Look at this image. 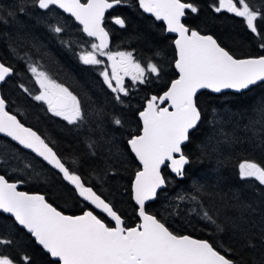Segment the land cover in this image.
<instances>
[{"label":"snow or ice","instance_id":"6c2138e0","mask_svg":"<svg viewBox=\"0 0 264 264\" xmlns=\"http://www.w3.org/2000/svg\"><path fill=\"white\" fill-rule=\"evenodd\" d=\"M127 0H30V3L42 10H51L53 6L70 13L82 26L81 31L88 37L95 38L90 43V50L78 54L84 65H102L107 57L110 71L105 67L100 71L103 83L111 90L117 104L124 105L123 97L129 96L125 77L132 84H147L150 76L160 77L161 67L148 62L142 65L130 51L108 50L109 33L102 26L105 12ZM139 8L150 13L156 21H162L164 31L175 33L172 41L175 49L174 68L177 76L172 79L161 95H152L146 100V106L138 111L139 131L127 140V146L139 167L131 182L132 198L135 201L139 223L128 227L122 217L114 210L111 202L102 198L93 187L86 186L81 175L67 166L64 158L46 142L37 131L25 127L15 115L6 110L7 101L0 96V133L17 141L25 149H30L57 169L65 181L74 187L75 193L106 214L113 224L105 223L94 209L88 208L80 215H66L49 203L44 195L17 191V183H10L0 175V210L9 213L14 222L22 226L52 258L50 264H238L229 253L231 248L216 244L207 239H196L181 235L171 230L162 219L148 211V202L157 198L158 190L168 183L163 169H170L178 177H185V168L191 163L185 149L194 140V133L200 130L204 121L200 96L205 91L223 94L233 90L234 94H243L253 87L264 85V55L249 58H237L222 47L212 35H204L199 30L190 28L183 22L188 14H198L199 7L190 0H138ZM214 11H226L241 17L246 27L260 41L264 49V28L257 21L264 23V9L250 6L249 0H214ZM19 13L25 12L24 0H20ZM15 11H8V17H14ZM0 23H8L0 8ZM114 23L126 27L125 19L114 18ZM63 25L51 26V31L60 34ZM61 43H70L61 41ZM29 70L39 85L38 94H33L23 85V91L32 95L35 101L46 105V111L54 117L62 118L67 125L79 129L88 123L82 102L63 84L58 83L48 73L29 65ZM14 74L10 65L0 62V83L6 82ZM122 94V95H121ZM164 105V106H162ZM253 116L242 127L237 124L233 131L224 129V121L218 119L217 109H212L208 123L212 126L211 135L201 141L199 147L203 155L220 153L225 146L231 148L241 144L243 138L237 130L251 133L248 141L256 147L264 148V102L253 108ZM103 120V113H97ZM108 122L123 127L121 115L113 113ZM101 140L105 130L102 122L96 129ZM213 140L215 143H213ZM107 143L108 141H104ZM100 141L89 139L86 142L91 155L95 156ZM0 162L7 163L0 158ZM222 167L223 160L217 161ZM238 177L251 184L264 186V166L244 160L238 164ZM204 186L194 182L192 192L178 194L179 201H191L196 206L189 211L200 216L215 227L217 233L230 232L233 237L244 241L245 247H255L248 237L245 213L256 209L245 201L243 189L228 193H216L222 207L215 208L211 214L199 200ZM212 195V194H208ZM231 211L237 213L230 216ZM224 221L218 222L220 215ZM253 226H255L253 224ZM260 241L264 244V228L261 229ZM15 247L16 251H10ZM0 264H32V257L20 250L14 238L0 235Z\"/></svg>","mask_w":264,"mask_h":264},{"label":"trees","instance_id":"16d2710c","mask_svg":"<svg viewBox=\"0 0 264 264\" xmlns=\"http://www.w3.org/2000/svg\"><path fill=\"white\" fill-rule=\"evenodd\" d=\"M190 2L195 3L200 11L198 14L187 15V26L202 34L212 35L237 58L264 54V49L259 47L260 41L247 29L241 17L215 12L212 6L214 0ZM19 3H10V0L0 2L3 15L8 20V23H0V62L14 69V74L0 89L7 101V110L44 135L43 138L64 158L66 165L81 175L86 186L93 187L102 198L111 202L125 225H136L138 219L136 207L131 200L130 187L139 165L127 146V140L139 131L137 113L143 109L145 101L151 95H159L177 76L173 68L175 50L172 37L165 34L160 23L137 9L136 0H127L114 9L125 19L126 27L119 28L105 21L111 35V51H130L141 63L147 64L151 61L162 69L160 77L150 76L147 84L133 85L127 82L129 96H122L125 104L120 105L114 100L115 94L103 83L100 69L94 65H84L78 59L82 44L80 39L91 40L84 36L80 26L55 8L40 11L30 0H24L25 12L19 13ZM249 3L254 8L264 9V0H249ZM8 11H15L16 15L8 17ZM51 11L55 18L49 15ZM27 15L32 17L29 21H26ZM257 23L264 28V23L259 20ZM56 25H63L65 30L60 34L52 32L51 26ZM30 64L47 72L81 100L87 114V124L77 129L63 120L55 119L46 111V105L35 101L32 95L23 91L21 85L33 94L39 91L33 82L34 77L28 67ZM200 101L204 121L200 130L194 133L193 142L185 149L191 160L185 168L186 175L183 178L173 176L166 168L163 169L168 183L155 201L147 205L148 211L162 219L166 226L178 234L207 239L223 244L225 249L231 248L229 255L238 264H264V244L260 241L261 229L264 228V186L242 181L237 175L241 161H254L264 166V148L256 147L255 142L250 143L247 137L251 133L241 130H237V135L243 138V142L231 148L225 146L220 153L209 152L208 155H203L199 147L201 141L211 135L212 126L208 121L213 108L217 109L218 119H223L225 131L231 132L237 124L242 127L247 123L248 118L254 115L253 108L264 102V85L253 87L243 94L228 92L215 95L205 91L200 96ZM97 113L104 114L102 121L98 119ZM113 113L122 116L123 127L108 122V117ZM98 122H102L105 130L103 140L99 131H93ZM89 139L100 141L95 156L86 147ZM104 147L109 154L104 152ZM10 153L16 156V160L8 159ZM0 158L7 161L0 162V174L9 181L18 183L20 189L43 194L49 203L67 214H80L90 208L58 172L3 137H0ZM218 159L224 161L222 167H218ZM34 173H37L38 179L33 176ZM194 182L204 186L199 200L213 215L215 208L222 207L216 193L243 189L245 201L256 209L255 212L245 213L247 223L244 225L255 247H245L244 241L233 237L230 232L217 233L212 224L189 211L196 206L193 202L176 199L178 194L191 193ZM96 214L111 224L99 213ZM227 214L237 215L231 211ZM223 221L224 215L221 214L218 222ZM0 235L14 238L19 243L20 250L32 257V264H50L52 259L36 244L31 235L18 227L10 216L2 213ZM10 251L15 253V247Z\"/></svg>","mask_w":264,"mask_h":264},{"label":"water","instance_id":"95a60500","mask_svg":"<svg viewBox=\"0 0 264 264\" xmlns=\"http://www.w3.org/2000/svg\"><path fill=\"white\" fill-rule=\"evenodd\" d=\"M81 2H83L82 0H81ZM118 5H116V6H114V8H116ZM53 8H55V9H57V10H59L60 12H62L64 15H66V16H69V17H71L74 21H75V23H77L80 27H81V29H82V26L79 24V22L78 21H76L75 20V18L74 17H72L71 16V14L70 13H67V12H64L63 11V9H59V8H56L55 6H53ZM39 9V8H38ZM113 9V8H112ZM40 11H46V10H42V9H39ZM111 9H109V10H107L106 12H105V14L108 12V11H110ZM142 10V9H141ZM143 11V10H142ZM144 12V11H143ZM145 13V12H144ZM145 14H147V15H149V16H151V17H153L150 13H145ZM154 18V17H153ZM155 19V18H154ZM113 23H114V18H113ZM157 22H162V21H157ZM163 23V22H162ZM115 24V23H114ZM103 26V25H102ZM119 26V25H118ZM104 27V26H103ZM106 30V29H105ZM83 33V32H82ZM165 33L167 34V35H170V36H173L174 37V39L176 38V34L175 33H167L166 31H165ZM85 36H87L86 35V33H83ZM88 37V36H87ZM90 38H92V37H90ZM92 39H95V38H92ZM96 41V40H95ZM97 43H98V41H96ZM109 46H110V36H109ZM109 48V47H108ZM264 55V54H263ZM244 58H249V57H243V58H241V59H244ZM173 67H174V64H173ZM175 69V68H174ZM176 71V70H175ZM1 84L2 83H0V87H1ZM226 92H231V93H234L233 92V90H225L224 91V93H226ZM163 93V92H162ZM161 93V94H162ZM161 94H159V95H161ZM212 94H215V93H212ZM152 96V95H151ZM150 96V97H151ZM146 106V102H145V104H144V107ZM162 106H164V105H162ZM143 107V108H144ZM143 110V109H142ZM11 114V113H10ZM13 115V114H12ZM17 117V116H16ZM139 118V117H138ZM18 119V118H17ZM26 127V126H25ZM0 136L1 137H4V138H6V139H8L9 141H11L12 143H14V144H16L18 147H20L21 149H23V150H25V151H27V152H30V153H32L36 158H38L40 161H42L45 165H47V166H49L50 168H52L53 170H55L56 172H58V170L57 169H55V168H53L51 165H49L46 161H44L43 160V158L42 157H39V156H37L35 153H33L30 149H25V148H23V146H21V145H19L18 144V142L17 141H14V140H12L11 139V137H7L4 133H0ZM130 150V149H129ZM132 154V153H131ZM132 156L134 157V154H132ZM135 159V158H134ZM137 162V164H138V161H136ZM139 165V164H138ZM169 170V172L171 173V171H170V169H168ZM59 173V172H58ZM60 174V173H59ZM172 175H174V176H176V174L175 173H171ZM61 175V177H62V174H60ZM62 179H63V177H62ZM64 180V179H63ZM65 181V180H64ZM68 185H70L67 181H65ZM10 183H13V182H10ZM72 188H74L72 185H70ZM165 188V186L163 187V188H161V189H159L158 190V194L163 190ZM130 190H131V187H130ZM17 191H22V192H25V191H23V190H20L19 188H18V185H17ZM27 193H29V194H40V193H36V192H27ZM42 195V194H41ZM81 198V197H80ZM82 199V198H81ZM83 200V199H82ZM131 200H132V203L134 204V206L135 207H137L136 205H135V201L133 200V198H132V192H131ZM155 201V200H154ZM154 201H152V202H154ZM89 207H91L92 209H94V206H92V205H90V204H88V202H86V201H84ZM152 202H148V204H150V203H152ZM94 211H96L97 213H100V214H102V215H104L109 221H111L110 220V218H108L107 216H106V214H104V213H102L99 209H94ZM0 213H2V214H5V215H9L13 220H14V218L11 216V214H9V213H3L2 212V210H0ZM66 215H72V214H67V213H65ZM80 214H82V213H80ZM80 214H76V215H80ZM95 214V213H94ZM136 216H137V214H136ZM137 219L139 220V218H138V216H137ZM112 222V221H111ZM140 222V221H139ZM138 222V223H139ZM114 222H112V224H113ZM17 224V223H16ZM18 225V224H17ZM18 227H20L21 229H23V227L22 226H20V225H18ZM23 230H25V229H23ZM26 231V230H25ZM27 232V231H26ZM29 234V233H28ZM183 235H188V234H183ZM190 236V235H189ZM192 237V236H191ZM33 238V237H32ZM193 238H195V237H193ZM34 239V238H33ZM196 239H198V238H196ZM37 244V243H36ZM38 245V244H37ZM39 246V245H38ZM41 249H42V247L41 246H39ZM43 250V249H42ZM44 251V250H43ZM45 252V251H44ZM46 253V252H45ZM51 258V257H50ZM52 259V258H51Z\"/></svg>","mask_w":264,"mask_h":264},{"label":"rangeland","instance_id":"374dc122","mask_svg":"<svg viewBox=\"0 0 264 264\" xmlns=\"http://www.w3.org/2000/svg\"><path fill=\"white\" fill-rule=\"evenodd\" d=\"M3 0H0V2H2ZM5 1V0H4ZM20 1L19 0H10V3H19ZM49 15L50 16H52V17H54L55 18V14H54V12L53 11H51V12H49ZM32 17L30 16V15H27L26 16V21H29L30 19H31ZM56 19H57V17H56ZM243 19V18H242ZM24 21V20H23ZM12 22V21H11ZM19 23V22H18ZM246 23V22H245ZM12 24V23H11ZM13 25V24H12ZM65 25V24H64ZM34 30H36V27L34 28ZM86 38H88V37H86ZM89 39H91V38H89ZM81 41H82V44L80 45V47H79V49H80V52L79 53H81L82 51H87V50H90V43H86V42H94L93 41V39H91V40H83V39H80ZM116 51H125V50H112V52H116ZM127 52V51H126ZM133 56H134V54H133ZM100 59H102V60H104V64H102V65H95V66H97L99 69H100V71H102L105 67H108V70L110 71V62L107 60V57H99ZM134 58L136 59V60H138L137 59V57L136 56H134ZM139 61V60H138ZM142 65H146V64H143V63H141ZM47 73V72H46ZM51 77V76H50ZM102 77V76H101ZM52 78V77H51ZM102 79H103V77H102ZM33 82H34V84H35V86H37L38 87V90H39V85H37L36 83H35V78L33 79ZM127 82H130V83H132L131 82V80H130V78L129 77H125V84L127 83ZM37 94H38V92H36ZM36 93H34V94H36ZM64 123H66L65 121H63ZM67 124V123H66ZM104 152H106V154H109V152L107 151V149L104 147ZM8 159L9 160H16V156H12V154L10 153V154H8ZM27 169V168H26ZM27 171H30V170H28L27 169ZM21 174H22V170H20L19 171ZM37 173H34V177L36 178V179H38L39 177H37V175H36ZM262 209V208H261Z\"/></svg>","mask_w":264,"mask_h":264},{"label":"flooded vegetation","instance_id":"af4514ba","mask_svg":"<svg viewBox=\"0 0 264 264\" xmlns=\"http://www.w3.org/2000/svg\"><path fill=\"white\" fill-rule=\"evenodd\" d=\"M83 1V0H82ZM84 2V1H83ZM136 6H137V9L138 10H140L143 14H145L140 8H139V4H138V0H136ZM115 8H113V9H111L110 11H108L106 14H105V20H104V27L106 28V25H105V21H109L112 25H114V26H117V27H119V28H121L120 26H118V25H116V24H114L113 23V18H115V17H120V18H122L120 15H118L116 12H115V10H114ZM222 12H225V13H227V14H231V15H233V16H235L234 14H232V13H228V12H226V11H222ZM146 16H148V17H151V16H149V15H147V14H145ZM187 17V16H186ZM186 17L185 18H183V22L185 23V19H186ZM151 18H153V17H151ZM157 22V21H156ZM157 23H160L162 26H163V29H164V24L162 23V22H157ZM107 29V28H106ZM107 31H108V29H107ZM109 32V31H108ZM165 32V31H164ZM109 34H110V32H109ZM171 37V36H170ZM110 38H111V35H110ZM172 39H174V37H172ZM168 87V86H167ZM166 87V88H167ZM164 91V90H163ZM162 91V92H163ZM161 92V93H162ZM3 93H0V95L3 97V95H2ZM4 98V97H3ZM49 113V112H48ZM50 115H52L51 113H49ZM54 117V116H53ZM55 119H58V120H62V118H59V117H54ZM19 119V118H18ZM20 120V119H19ZM22 122V121H21ZM23 123V122H22ZM24 124V123H23ZM25 126H28V125H26V124H24ZM28 127H30V126H28ZM32 128V127H31ZM33 130H35L34 128H32ZM35 131H37V130H35ZM37 133L38 134H40L38 131H37ZM41 136H42V138L44 137V135H42V134H40ZM46 142H48V141H46ZM103 218H105L107 221H108V219L104 216V215H102V214H100ZM138 222H139V220H138ZM137 222V223H138ZM106 223V222H105ZM111 224H112V222H110ZM127 226V225H126ZM133 226H135V225H133ZM129 227V226H128ZM130 227H132V226H130Z\"/></svg>","mask_w":264,"mask_h":264}]
</instances>
